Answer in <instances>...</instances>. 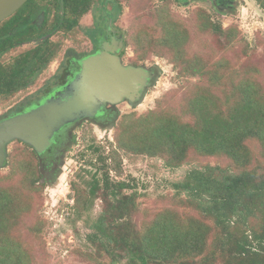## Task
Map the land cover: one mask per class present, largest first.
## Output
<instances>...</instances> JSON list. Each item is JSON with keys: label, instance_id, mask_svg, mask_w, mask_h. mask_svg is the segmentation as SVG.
Listing matches in <instances>:
<instances>
[{"label": "trees", "instance_id": "1", "mask_svg": "<svg viewBox=\"0 0 264 264\" xmlns=\"http://www.w3.org/2000/svg\"><path fill=\"white\" fill-rule=\"evenodd\" d=\"M74 2L82 14L94 0ZM256 2L264 11V0ZM168 3L154 11L153 23L141 20L137 32H126L125 47H135V66L153 54L167 58L179 87L155 108L123 116L114 145L132 159L189 167L171 183L179 205L142 206L135 178L110 176L122 173L114 147L104 156L93 145L99 163L93 178L86 188L72 185L75 219L88 229L79 255L86 264H264V72L242 63L259 46L250 49L238 27L223 28L205 12L177 19ZM259 45L264 53L262 39ZM7 167L0 176V264H36L48 226L39 211L38 154L18 141ZM96 200L101 207L92 217Z\"/></svg>", "mask_w": 264, "mask_h": 264}, {"label": "rangeland", "instance_id": "2", "mask_svg": "<svg viewBox=\"0 0 264 264\" xmlns=\"http://www.w3.org/2000/svg\"><path fill=\"white\" fill-rule=\"evenodd\" d=\"M118 1L120 2V14L116 24L124 31V36L129 31L137 32L140 28L141 20L142 23H153L154 11L165 3V0ZM168 2L166 6L173 14V17L182 21L195 18L200 11L208 14L214 22L220 23L223 28L238 27L241 37L250 49H255L259 46V53L252 58L250 56L244 57L242 63L246 61L256 63L264 72V53L259 45L260 39L264 41V11L256 0H241L240 9L232 15L217 12L209 0H168ZM110 7L109 5L107 6V8ZM82 24L84 26L82 27L83 29L89 26L90 18L84 16ZM82 28L81 31H83ZM81 31L78 30V33L73 35H56L53 38V42H59V44L57 43L60 45L58 51H64L68 47L78 51L90 50L91 44ZM126 36L125 39L127 40L128 36L127 38ZM210 41L216 46L214 38L210 39ZM247 44L238 43L236 46L241 48L240 46H247ZM230 57L235 60L237 55L231 54ZM10 58H13L12 55L7 56V61ZM124 61L126 63L137 62L135 47L131 43L128 44L124 52ZM153 63L159 64L162 68V74L156 86L148 92L145 102L137 106L136 109L125 104L120 105L121 114L112 130H98L90 124H84L76 128L74 132L76 139L73 147L66 155L63 176L59 181V185L48 187L41 182L43 184L41 197L43 204L39 211L47 221L48 226L42 235L45 242V250L40 251L36 264H86L79 255V250L84 249L85 236L88 229L86 228L85 220L75 219L73 210L75 198L72 185L76 183L86 188L85 181L93 178L92 175L96 172V167L99 165L97 154H94L90 149L93 145L100 146L101 152L105 154L104 156L111 154L112 147H114V150L117 151V154L122 159V173L117 175L115 171H111L110 176L112 179L120 181L130 180L131 177L135 178L139 191L145 194L144 197L139 199L142 206L159 209L179 205L178 199H174L175 191L172 189L171 183L180 180L189 167L171 169L160 158L141 156L132 159L123 151L117 150L114 145L116 129L123 116L128 114L139 115L155 108L158 99L179 87V81L176 79L177 71L167 58L153 54L148 59L139 61V65L146 64L150 66ZM51 74L48 68L47 72L40 75L36 84L29 90L21 92L16 97L9 98L10 100L0 99V113L21 101L23 97L28 96L31 92H34ZM32 107L27 108L25 111ZM15 145L16 143H12L8 146L9 153L14 150ZM113 162V159L108 160V164L113 165ZM8 172L9 167L0 169V176H4ZM1 184H3L2 181H0ZM100 207L101 202L96 200L92 217L100 210ZM135 219L139 220L140 218L136 217Z\"/></svg>", "mask_w": 264, "mask_h": 264}, {"label": "flooded vegetation", "instance_id": "3", "mask_svg": "<svg viewBox=\"0 0 264 264\" xmlns=\"http://www.w3.org/2000/svg\"><path fill=\"white\" fill-rule=\"evenodd\" d=\"M240 1L209 0L217 12L229 15L240 9ZM108 5L111 7L107 8ZM75 6L74 0H29L0 23V99L10 100L9 98L29 90L48 68L52 73L34 92L1 112L0 122L25 112L29 107L39 105L43 99L64 86L81 70L80 63L83 59L98 53L106 43L112 46L114 54L121 58L124 65L135 66L124 61L126 50L124 31L116 24L120 14V2L94 0L89 11L82 14H79L81 9L76 10ZM84 16L90 18V24L83 29ZM78 30L89 40L90 50L78 51L68 47L64 51H58L59 42H53V38L58 34H77ZM10 55L13 58L7 61V56ZM140 66L147 68L152 78L149 79L139 100L124 99L120 104H106L94 117H85L67 125L56 135L55 143L43 154H38L41 182L44 185L48 187L59 185L66 155L76 139L74 134L76 128L90 124L98 130H112L121 114L120 105L125 104L136 109L145 102L148 92L161 78L162 68L157 63L150 66L140 64L135 67ZM16 142L18 141L12 143ZM8 155L9 152L7 160ZM7 160L1 169L7 168Z\"/></svg>", "mask_w": 264, "mask_h": 264}, {"label": "water", "instance_id": "4", "mask_svg": "<svg viewBox=\"0 0 264 264\" xmlns=\"http://www.w3.org/2000/svg\"><path fill=\"white\" fill-rule=\"evenodd\" d=\"M29 0H0V23ZM109 43L81 61V70L37 106L0 122V169L14 141L41 155L56 135L79 119L94 117L106 104L139 100L152 77L145 67L126 66Z\"/></svg>", "mask_w": 264, "mask_h": 264}]
</instances>
